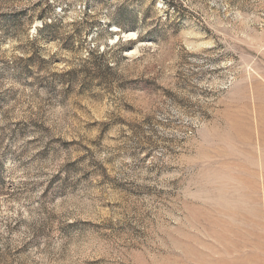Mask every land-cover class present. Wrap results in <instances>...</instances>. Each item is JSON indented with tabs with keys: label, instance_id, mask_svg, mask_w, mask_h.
<instances>
[{
	"label": "rangeland",
	"instance_id": "obj_1",
	"mask_svg": "<svg viewBox=\"0 0 264 264\" xmlns=\"http://www.w3.org/2000/svg\"><path fill=\"white\" fill-rule=\"evenodd\" d=\"M0 264H264V0H0Z\"/></svg>",
	"mask_w": 264,
	"mask_h": 264
}]
</instances>
